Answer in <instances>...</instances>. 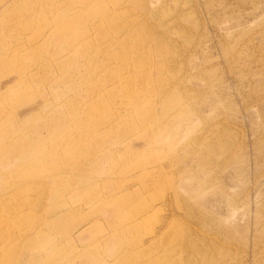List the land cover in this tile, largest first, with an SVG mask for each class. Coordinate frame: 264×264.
Segmentation results:
<instances>
[{
	"label": "rangeland",
	"instance_id": "rangeland-1",
	"mask_svg": "<svg viewBox=\"0 0 264 264\" xmlns=\"http://www.w3.org/2000/svg\"><path fill=\"white\" fill-rule=\"evenodd\" d=\"M0 3V264H264V0Z\"/></svg>",
	"mask_w": 264,
	"mask_h": 264
},
{
	"label": "bare ground",
	"instance_id": "bare-ground-1",
	"mask_svg": "<svg viewBox=\"0 0 264 264\" xmlns=\"http://www.w3.org/2000/svg\"><path fill=\"white\" fill-rule=\"evenodd\" d=\"M10 1H13V0H10ZM15 1V0H14ZM6 4L7 3H0V13L2 14L4 11H5V9H6Z\"/></svg>",
	"mask_w": 264,
	"mask_h": 264
}]
</instances>
